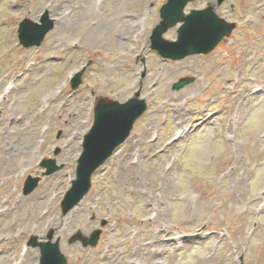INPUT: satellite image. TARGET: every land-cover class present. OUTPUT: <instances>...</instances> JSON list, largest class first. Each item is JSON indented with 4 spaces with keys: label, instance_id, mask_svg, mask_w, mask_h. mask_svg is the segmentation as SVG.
I'll return each mask as SVG.
<instances>
[{
    "label": "rangeland",
    "instance_id": "rangeland-1",
    "mask_svg": "<svg viewBox=\"0 0 264 264\" xmlns=\"http://www.w3.org/2000/svg\"><path fill=\"white\" fill-rule=\"evenodd\" d=\"M166 1L0 0V264H39L28 239L51 232L68 264H264V0H226L218 13L238 26L181 60L150 49ZM47 8L55 28L24 47L19 23ZM141 85L148 110L63 214L97 98ZM43 158L61 169L46 174ZM28 175L40 181L24 194ZM99 228L95 247L70 242Z\"/></svg>",
    "mask_w": 264,
    "mask_h": 264
},
{
    "label": "water",
    "instance_id": "water-1",
    "mask_svg": "<svg viewBox=\"0 0 264 264\" xmlns=\"http://www.w3.org/2000/svg\"><path fill=\"white\" fill-rule=\"evenodd\" d=\"M189 0H168L161 8L162 22L153 31L152 48L173 59H181L190 54L208 53L213 50L224 35L229 34L236 26L224 18H220L214 8L193 10L190 14H184V7ZM223 0H219L221 3ZM178 21H184L178 30V39L170 41L162 35ZM41 22H34L28 18L20 24V39L25 46L40 45L46 34L54 27V19H51L46 11ZM85 68L79 71L73 79V87L76 88L82 81ZM194 80L193 77L182 78L175 82L174 89H180ZM141 91L127 101L100 97L95 106V120L92 128L84 137V150L78 160L77 179L66 192L62 200V210L66 214L89 191L91 177L94 171L109 158L116 148L123 143L134 126V122L147 109L146 99L140 98ZM47 167L50 174L59 167L54 159H45L41 163ZM39 179L29 176L26 180L24 191L31 192ZM101 230L97 229L90 238L83 236L74 237L70 242L82 240L84 246H95L98 243ZM48 241L38 242L37 237H32L31 243L41 248L40 264H67V258L60 249V242H53V233H49Z\"/></svg>",
    "mask_w": 264,
    "mask_h": 264
},
{
    "label": "bare ground",
    "instance_id": "bare-ground-1",
    "mask_svg": "<svg viewBox=\"0 0 264 264\" xmlns=\"http://www.w3.org/2000/svg\"><path fill=\"white\" fill-rule=\"evenodd\" d=\"M47 9L49 10V13L52 15V13H51L52 9H49V8H47ZM231 141H234V137L232 138V140H231ZM142 142H143V140H142ZM34 155H35V152H33V153H31V154H30V156H31V157H33ZM152 208H153V207H152ZM158 210H160V211H161V210H162V208H160V209H158ZM157 213H158V214H160V212H159V211H158ZM27 253H28V252L26 251V254H27ZM24 255H25V252H24Z\"/></svg>",
    "mask_w": 264,
    "mask_h": 264
}]
</instances>
